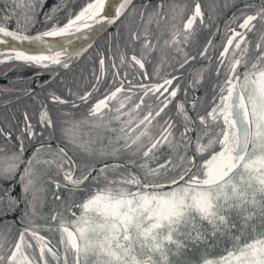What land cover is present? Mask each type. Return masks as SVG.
<instances>
[{
  "label": "snow or ice",
  "instance_id": "obj_1",
  "mask_svg": "<svg viewBox=\"0 0 264 264\" xmlns=\"http://www.w3.org/2000/svg\"><path fill=\"white\" fill-rule=\"evenodd\" d=\"M0 3V64L68 70L105 25L122 24L129 42L140 43L139 55H113L111 46L107 58L98 54L92 80L62 83L66 95L48 89L53 105H87L81 118L61 110L54 119L39 93L23 89L40 108L36 124L24 112L18 147L0 148V264H264V0L243 4L223 33L217 28L219 43L209 37L195 55L187 46L197 18L204 24L199 2L179 21L164 0L147 17L145 4L135 26L125 19L137 14L132 0H82L62 19L61 5L45 10L44 0ZM41 12L43 29L29 34ZM166 18L167 36L161 30L153 39L149 26ZM197 55L208 64L182 88L180 70ZM165 67L172 71L161 75ZM205 69L214 82L199 96ZM83 125L103 128L107 142L81 139ZM45 130L48 139L59 130L56 145L40 142L26 155L25 139ZM0 136L12 133L0 128ZM72 149L88 159L77 163ZM44 179L59 204L51 223L39 224ZM42 230L57 232V243Z\"/></svg>",
  "mask_w": 264,
  "mask_h": 264
},
{
  "label": "trees",
  "instance_id": "obj_2",
  "mask_svg": "<svg viewBox=\"0 0 264 264\" xmlns=\"http://www.w3.org/2000/svg\"><path fill=\"white\" fill-rule=\"evenodd\" d=\"M81 2L82 0H44V5L45 10L56 4L61 5V9L57 13V18L62 19L68 11L77 9ZM158 2L159 0H136L133 5L137 10V14L125 18L126 21L131 22L133 26H135L139 23L138 13L142 8H144L145 4L147 5V8L145 9V17H147V12L154 8ZM196 2L200 3L201 9L204 13V24L201 25L199 23V18H197L195 23L196 31L193 34L192 42L187 46V51L193 55H195L197 51L202 48L203 44L207 42L209 37H211L214 42L219 43L220 36L216 34L217 27L229 12L232 11L223 20L219 30L220 33L225 31L228 19L232 17L234 13L238 14L239 11L243 10V4L255 3L259 5L260 0H164V4L168 10V15L172 16L175 14L177 16V21H179L181 16L186 19L187 15L190 14L191 10L194 8ZM172 5H176L175 13H172L171 11ZM2 6V3H0V7ZM181 9H183V11H181ZM248 11H254V9H248ZM168 24L169 21L166 18L165 20L160 21V27L158 29L154 20L149 26V31L153 34L152 38L155 39L157 33L161 32V30L163 36H167ZM43 27V12H41L39 16V22L29 34H34L36 30H42ZM117 27L120 29L119 38L116 34ZM141 27H143V25H141ZM118 39L119 48H117ZM110 46L113 55H117L119 52H125L130 56L133 54V51L136 55L140 54L139 41L130 43L128 32L121 24L114 25L107 33L96 40L91 45V47H89L87 51L82 54L78 61H74L72 67L68 70L63 68H52L48 71H45L35 66L21 65L19 62L0 64V128L12 133L11 140L0 136V148H2L4 152L7 153L14 151L18 147L15 137L24 123L23 114L25 111H27L32 122L36 124L40 104L37 100L33 99L32 95L26 94V92L23 91V89H26L27 87H31L36 93H39V99L45 101L49 109H51L54 119L57 118L61 110H67L70 112L72 114L71 118H81L86 116L88 107L87 105L80 104L77 108L53 105L51 101L45 100L47 91L50 88L51 90L56 91L57 94L66 95V88L62 86V83L73 82L74 77L80 78L81 84L91 81L93 78V71H99L98 54L103 53L107 58ZM218 50L219 49H217V51ZM152 59L153 61L155 60V55H153ZM105 63L108 65L109 61L106 59ZM206 64H208V61L201 59L198 55L196 56L195 60L189 61V63L180 70L182 72V75L179 77L181 87L183 88L184 83L191 78L193 70L198 71L202 65ZM152 69V63H147V71L149 74H151ZM135 71V69L129 68L130 73ZM171 71V67L162 68L161 75H165L167 72ZM50 72L56 73V75L55 79L50 82L48 88L41 89L37 87L38 83L43 85L44 81L49 80ZM213 82L214 74L205 69L204 80L200 88L197 90L196 95H210ZM178 98H183L182 91L178 93ZM171 107L172 106L170 105L169 108ZM36 131L37 133L40 131L38 126L36 127ZM50 134L51 130H45L44 137L37 136L31 141L25 139V154H29L31 150L40 142L51 143L53 146H55L58 142L57 138L60 136L59 130H57L55 134L56 138L48 139ZM108 135L109 133L103 128H93L90 125H83L80 131L81 139H98L100 136H104L105 143L107 142L106 137ZM61 143L63 142L61 141ZM69 154L73 155L74 159L77 160V163L88 159L86 154L81 153L76 149H72ZM37 167L44 168L45 166L38 165ZM133 170L135 169L133 168ZM49 174L52 175L53 180L60 179V177L55 175L54 169ZM44 185L46 188L45 193L42 194L44 196V203L41 214L37 217V223L39 224L51 223L49 219L51 210L56 208L59 204L58 201L53 199V193L56 192L55 184L49 182L47 179H44ZM59 193L63 197L66 194V190L61 188ZM37 208L40 210L39 203L37 204ZM41 216L44 218L42 219ZM2 227L3 226H0V228ZM41 234L46 235L49 239H51L53 244H56L59 239V234L57 232L42 230Z\"/></svg>",
  "mask_w": 264,
  "mask_h": 264
},
{
  "label": "water",
  "instance_id": "obj_3",
  "mask_svg": "<svg viewBox=\"0 0 264 264\" xmlns=\"http://www.w3.org/2000/svg\"><path fill=\"white\" fill-rule=\"evenodd\" d=\"M135 1H136V0H132V3H134ZM231 12H232V11H231ZM231 12H229V13L225 16V18H226ZM225 18H224V19H225ZM224 19H223V20H224ZM223 20L219 23V25H218V29H220V26H221ZM113 26H114V25H105L104 28H103L102 30H100L99 34L94 36L93 40L91 41V45H92L97 39H99L103 34H105L106 32H108ZM82 42H83L82 40H74V41H73V45H74V46H79V44H81ZM24 46H25V47H28L29 45L25 44ZM2 47H3V46L0 45V49H2Z\"/></svg>",
  "mask_w": 264,
  "mask_h": 264
}]
</instances>
